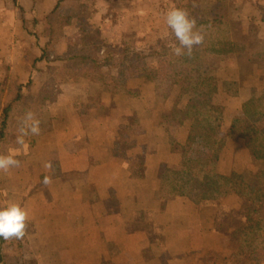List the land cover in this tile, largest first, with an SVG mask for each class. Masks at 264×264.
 Segmentation results:
<instances>
[{
	"label": "crops",
	"instance_id": "obj_1",
	"mask_svg": "<svg viewBox=\"0 0 264 264\" xmlns=\"http://www.w3.org/2000/svg\"><path fill=\"white\" fill-rule=\"evenodd\" d=\"M70 1L62 2L56 14L72 15ZM56 2L0 0V79L9 74L23 85L27 111L46 87L47 69L58 64L41 60L25 65L26 40L31 43L35 33L41 48L49 42L42 25L34 26V22L40 24L55 10ZM143 3L120 0L114 7L113 2L97 0L98 23L111 27L110 33L118 27L141 34L143 25L149 33L152 23L141 24L142 15L147 17ZM253 7L250 20L264 23V15L256 9L264 7V1L258 0ZM156 16L153 32L160 35L162 15L157 12ZM71 18L58 33L54 55H71L79 46V21ZM112 18H117V27L111 24ZM123 42L111 43V48L120 49V54L128 52ZM160 46L154 45L157 52L149 57L158 73ZM241 70L245 73L235 66H216L212 104L222 115L210 120L201 133L183 115L190 98L180 94V70L164 94L159 86L166 81L158 74L154 81L132 85L135 95L110 98L101 108L88 106L79 84H59L60 93L39 105L48 123L35 115L41 132L25 137L21 166L0 172V208L18 203L28 213L21 242L15 245L0 238V264H239L237 249L211 225L219 218L209 219L202 213L210 201L201 205L194 196L209 176H228L248 163L244 141L229 138L227 130L241 116L251 93L263 89L264 67L247 66V77ZM115 74L107 83H113ZM139 74L132 70L129 76L127 71L126 78ZM28 87L35 95L29 94ZM50 122L68 125L69 133L62 136L56 127H48ZM8 137L5 130V140ZM4 144L0 143V154L10 151ZM217 149L212 172L207 171L211 165L201 161L208 162ZM47 162L51 169L44 167ZM194 163H198L196 169L191 170ZM46 175L52 179L47 186L42 183ZM212 200V205L219 202L238 218L240 199L235 193L226 191ZM19 248L15 259L2 255L3 250L13 249L15 254ZM256 255L252 264H264V253L259 259Z\"/></svg>",
	"mask_w": 264,
	"mask_h": 264
},
{
	"label": "trees",
	"instance_id": "obj_2",
	"mask_svg": "<svg viewBox=\"0 0 264 264\" xmlns=\"http://www.w3.org/2000/svg\"><path fill=\"white\" fill-rule=\"evenodd\" d=\"M16 3V0H13ZM68 0H57L55 10L40 22H34V26L42 25L43 32L49 38V42L40 48L38 55L33 56L31 64H36L41 60L54 62H62L61 65H54L48 68L47 73L58 71L57 76H61L65 82H75L80 85L88 97L89 107H103L105 101L115 96H133L135 95L131 88L141 81H154L156 69L147 62V58L142 56L145 71L139 76H143L134 83H129L124 72H119L114 83L108 84L103 79L102 69L104 66L113 64L118 54L109 50L103 51L97 42H84V48L74 52L68 56L54 55V46L58 41V32L53 31L50 23L55 21L56 9L62 2ZM80 1V0H75ZM219 1V0H218ZM20 8V7H19ZM218 8V6H217ZM214 5L210 8V3L206 4V0L200 2H189L181 7L185 9L190 18H194L197 22V30L204 34V42L201 46L194 49L191 58L187 56H176L173 54L172 48L166 45L160 52V58L166 65L174 68L177 67L181 72L180 94L187 95L189 103L183 114L189 115L187 119L191 121L198 116L209 115L214 113L215 107L212 104L213 98V78L217 63L220 61L224 64L238 65L240 60H245V55L249 58L251 55H257L262 61L264 67V51L256 52L250 48L251 39L246 33L235 29L232 24L226 22V16L219 11ZM213 12H210L212 11ZM213 13L209 16L207 13ZM74 17V16H73ZM71 18V17H69ZM56 22V21H55ZM215 27L219 32V46L212 50L210 47L211 38L214 37L212 28ZM82 38V36H81ZM80 42L83 43L84 37ZM178 42L174 46H177ZM264 45V42H261ZM173 46V47H174ZM87 47V50H85ZM54 55V56H53ZM50 56L53 58L50 59ZM241 70V74H242ZM144 74V75H143ZM22 87L18 81L11 75L7 74L0 79V141L4 137V131L10 122L13 114L17 111L21 104ZM45 97L41 103L48 99H53L55 94L48 87L43 88ZM51 92V93H50ZM40 100V99H39ZM69 126L66 125L58 130L62 136L69 133ZM228 137L233 140H243L248 151V164L240 165L238 170L234 169L228 176H209L206 182L200 185L194 196L198 204L204 205L209 198V191L212 185L209 181L215 182L220 180L229 182L226 191L235 193L240 199V210L246 216L245 222L236 220L232 217L230 208L214 202L217 213L222 214V219L218 223H211L215 233L222 239L229 240L232 245L236 243V256L243 263L252 264V255L264 243V89L254 92L253 95L243 103L242 114L232 120L231 127L227 130ZM219 150L217 149L213 157L208 161H201L211 165L212 167ZM200 163V162H199ZM198 163L191 164V170L196 169ZM193 184H198L195 182ZM180 184H177L178 186ZM206 213L202 209V213ZM242 263V264H243Z\"/></svg>",
	"mask_w": 264,
	"mask_h": 264
},
{
	"label": "rangeland",
	"instance_id": "obj_3",
	"mask_svg": "<svg viewBox=\"0 0 264 264\" xmlns=\"http://www.w3.org/2000/svg\"><path fill=\"white\" fill-rule=\"evenodd\" d=\"M108 2H113L114 7L115 5H117V3H119L118 0H107ZM143 7H145L147 9V17L145 14L142 15L141 17V24H143L144 22H151L153 24V22L155 20H157V12L159 14H161L162 16L160 17L162 19V21L158 20L160 22V28H161V34L162 36H164L165 38L161 37L158 34H155L153 32V30H155V25L149 24V28L151 32L147 33L149 31V29H147V25H143V32L141 34H138L137 31H130V32H126L123 31L122 29H118L117 25H119V22L117 21V18H112L111 20V24L114 23V25L117 27V29H111L112 33H110V28L111 27H107V26H103L101 24L98 23V19L100 17V15L98 14V7H97V0H80V1H75V0H71L70 2V10L73 11L72 15L68 14V15H55L56 18L55 21H52V23H50V27L51 29L54 31H57L59 33V31L64 27V24L68 21H70L72 18L69 17H76L79 21V41L80 38L81 40L84 37V41L83 43L80 42L79 46L74 50L78 51L83 49L84 46V42L85 40L87 41V43L91 40L94 42H97V45L103 50H109L112 53L115 52H119L118 54H120L121 50L120 49H114L111 48V43L113 45H120L121 43H124L123 41H125L126 48H129L127 51L128 52H124L123 54H120L118 56L115 57L113 64L111 65H107L104 66L102 69V74H103V79L104 81L107 83L106 79H111V77L113 76V72H115V76L114 78L116 79V77L118 76L119 72H124V75L126 77L127 75V71L129 72V76L132 75V70L134 72H138L140 75L143 73V71H145V67H143V63L141 61L142 56H145V59L147 58V62L150 63L151 65H153L152 63V58H149L150 56L153 55L154 52H157L154 49V45H158L161 44L160 49L162 50V48L165 46V44H169L171 43V45H169V47L173 48V46L175 45V43L177 42L174 35L171 33V30L168 29V27L165 24V19H164V13L166 10L170 9V8H181L183 5H185L186 3L189 2H200L203 0H143ZM254 2H252V0H206V4L210 3V8L212 9V7L215 5L216 8L218 6V10L221 11L223 13V15L225 14L226 16V22L229 24H232V26L239 30L242 31L243 33H246L251 39L250 40V48L251 50H254L256 52H262L264 51V45L261 44V42H264V40L262 39V36H264V23H260V22H256V21H252L250 20L251 16L249 14H251L252 12H255L254 7L256 4H258V0H253ZM264 1V0H263ZM113 7V8H114ZM258 9L262 15H264V7H260V8H256ZM113 11V10H112ZM210 12H213L210 11ZM208 12L207 14L209 16H212L213 13ZM156 16V17H155ZM153 20V22H152ZM155 24V23H154ZM35 25V24H34ZM154 26V27H153ZM120 28V26H119ZM212 33H214V37L211 38V42H210V47L212 48V50L215 51V49L218 48L219 44V39H221L220 36V32L213 27L212 28ZM115 30V31H114ZM102 36H104L103 39ZM31 43H28V41L26 40V47H25V53H26V58H25V65H34L31 64V60H32V55L35 56L36 54H38L40 52V46H39V41H40V37H38L37 34L33 33V35H31ZM166 39V40H165ZM69 41V40H67ZM70 44V43H68ZM87 50V47L86 49ZM122 53V52H121ZM250 55V54H248ZM247 55V56H248ZM247 56L245 55V60H240L238 62V65H230V64H224L222 62H218L217 65H221L224 64L225 66H235L237 68H243L245 70V73L241 74L244 77L248 76V72L246 70L247 66H260L263 67V63L260 60L259 57H256L257 55H251L249 58H247ZM142 57V58H140ZM136 61V64L135 62ZM55 64L61 65L62 62H55ZM139 64V67H138ZM156 66L158 68L161 69V71L158 70L156 68V76H158V74L161 75L162 79L166 81L165 85H160L159 89L161 91V93H166L167 89H168V85L170 82H175V79L173 78L174 75H176V72L179 71V69L177 67H170L169 65H166L165 62L161 59L160 62H156L155 63ZM142 67H141V66ZM164 67L162 68L161 66ZM5 69V64L2 65ZM3 69V70H4ZM116 69V70H115ZM104 70H106V73H104ZM48 71V69H47ZM58 71L54 72V73H47L45 76V80L47 81L46 83V87H48L50 90L53 91V93L55 94V96L57 94L60 93V86L59 84L62 83H68L65 82L64 79H62L61 76H57ZM144 75V74H143ZM143 76H139V77H132V79H128L130 80L129 83H134L136 82L138 79L142 78ZM215 77V76H214ZM115 81V80H114ZM113 81V83H114ZM108 84H112V83H108ZM55 86V87H54ZM214 88V87H213ZM264 89V84L261 87ZM29 94L35 95V91L33 90V88H29ZM261 89V90H263ZM43 89H41L36 95H35V99L37 100L34 101V103L32 104L31 111L37 116V118H43L44 124L48 123L47 118L45 116H43L40 112V103L42 101V99L45 97L43 91ZM260 90V91H261ZM81 91L83 92V94L85 95V97H87L86 93L84 92V90L81 88ZM255 92V91H254ZM253 92V93H254ZM257 92V91H256ZM51 93V92H50ZM253 93H251V96L253 95ZM23 96V95H22ZM116 97V96H115ZM26 99H29L28 96L26 97ZM40 99V100H39ZM110 99V98H109ZM87 100L88 97H87ZM108 100V99H107ZM23 99L21 100V104L18 107L16 112H19L17 116H12L10 119V122L8 124V127H6V132H8L9 137L8 139L5 140V138L3 137L4 140H2L0 143H3L4 141V145L7 147V149L9 150H15L17 152V148H20L18 145H16L15 141H16V136H17V128H18V121L21 119V117H23V115L27 112V110H25V106L23 105ZM39 103V104H38ZM25 107V108H23ZM22 108V109H21ZM216 109V107H215ZM215 112L209 114V115H203V116H198L195 119L191 120V123H193L194 127L197 129L198 133L203 132L204 130H202L203 128L208 129L210 126V120H214V118H221L222 115V111L220 112L219 110H214ZM242 113V112H241ZM15 114V113H14ZM185 116V118H187L189 115L187 114H183ZM216 120V119H215ZM0 121H1V116H0ZM50 125L48 127H56V129H60L64 127V124L60 123V122H50ZM228 132V131H227ZM24 150L22 152H17L18 154L16 155V158L19 159L21 157H23V155L25 153V148H20V151ZM238 162V160L233 161ZM249 162V161H248ZM239 163V162H238ZM248 164V163H247ZM246 164V165H247ZM0 183V187H1ZM212 190L209 191V198H215L216 196H219L220 194H223V192H226V189L228 188L229 182L227 180H220L218 184L215 185V182H212V180L209 181V185H212ZM209 200L210 203H207V206H204L205 208H203L206 211V215H208V218H212V217H217L219 218L218 221H216L217 223L219 221H221V217L222 214L221 213H217L218 211L216 210L215 206L212 205V201L213 200ZM208 202V201H206ZM241 205V203H240ZM204 214V213H203ZM233 217V216H232ZM236 220H240V221H244L246 220V216L241 212V210L239 211V216L238 218L233 217ZM11 241L13 243H15V245L18 244V242H21V240H16V239H11ZM235 247L236 250V243L235 245H233ZM21 248H19L18 250H15V254L13 253V249H10V253L8 251H4L2 255L6 257H8L9 259L12 258H16L19 256V253ZM18 251V253H17ZM13 254H12V253ZM264 253V243L259 247V249L254 252L256 255V258L259 259L261 258L260 255H262ZM253 253V254H254ZM18 256H17V255ZM253 256V255H252ZM235 257L237 258L236 254ZM237 261L239 262V264H242L243 262L239 261L237 258ZM243 264H247V263H243Z\"/></svg>",
	"mask_w": 264,
	"mask_h": 264
},
{
	"label": "clouds",
	"instance_id": "obj_4",
	"mask_svg": "<svg viewBox=\"0 0 264 264\" xmlns=\"http://www.w3.org/2000/svg\"><path fill=\"white\" fill-rule=\"evenodd\" d=\"M165 24L174 35L177 46L172 48L176 56L192 57L194 49L201 46L204 42V34L197 30V22L190 18L185 9L170 8L165 11ZM41 132L40 120L36 118L32 111H27L18 121L16 145L26 148L25 137L28 135H39ZM18 153L10 150L8 154H0V172H8L9 169L19 168L21 162L16 158ZM46 169H51V162L45 163ZM52 179L46 175L42 183L47 186ZM28 213L18 203H11L6 207L0 208V238L4 240H22L27 229Z\"/></svg>",
	"mask_w": 264,
	"mask_h": 264
}]
</instances>
